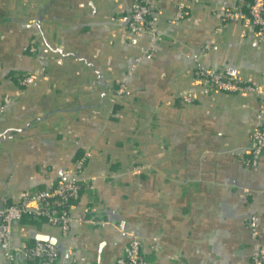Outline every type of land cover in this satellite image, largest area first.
I'll list each match as a JSON object with an SVG mask.
<instances>
[{"label":"crops","instance_id":"0c3cea01","mask_svg":"<svg viewBox=\"0 0 264 264\" xmlns=\"http://www.w3.org/2000/svg\"><path fill=\"white\" fill-rule=\"evenodd\" d=\"M134 1L0 0V209L87 157L69 233L27 215L0 264H111L132 235L142 264H253L264 247V153L246 162L261 99L194 82L199 62L264 90V34L221 16L249 0L188 1L182 18L180 0H143L155 35L131 36ZM19 73L38 77L22 89ZM36 241L58 260H26L19 249Z\"/></svg>","mask_w":264,"mask_h":264},{"label":"built area","instance_id":"2783aa9c","mask_svg":"<svg viewBox=\"0 0 264 264\" xmlns=\"http://www.w3.org/2000/svg\"><path fill=\"white\" fill-rule=\"evenodd\" d=\"M198 3L200 0H180L178 17L185 14L186 2ZM224 22L240 24L245 32L256 29L264 34V0H249L245 8L231 7L222 12ZM157 15L152 7L143 0H135L130 9L128 21V32L131 36H138L146 32L155 35ZM206 45L204 50H209ZM32 54L37 53V47L32 45L29 49ZM131 67L128 74H131ZM36 73H19L16 75L17 84L20 88L26 89L37 79ZM194 82L197 90L202 94H209L214 91L226 93H239L250 91L256 93L261 102L259 103L256 116L257 124L252 132V145L249 148L250 158L248 164L256 166L258 159L264 153V90L260 86L252 85L242 78L226 73L222 70L209 68L197 63L194 69ZM127 92L126 83H121L116 88V95L123 96ZM183 103H191L194 99L193 92H185L181 96ZM10 103L9 97H5L0 105L3 111ZM87 163V157L83 156L77 162V169L72 178L49 184L44 188L27 190L23 193L19 203L9 204L0 209V251L6 253L8 260H14V254L10 250L12 226L14 222L21 221L24 215L33 219L46 221L49 225L59 227L64 234L69 233L71 227V209L79 200L83 183L81 173ZM94 225H102L103 222L93 220ZM249 227L252 236L258 234L257 217L252 216L249 220ZM19 252L26 260H38L44 263H53L58 260L60 253L58 248L49 242L36 241L31 245L24 246ZM143 255L139 238L132 235L130 241L124 248L120 257L111 264H142ZM253 264H264V247L256 249L252 254Z\"/></svg>","mask_w":264,"mask_h":264},{"label":"trees","instance_id":"16d2710c","mask_svg":"<svg viewBox=\"0 0 264 264\" xmlns=\"http://www.w3.org/2000/svg\"><path fill=\"white\" fill-rule=\"evenodd\" d=\"M27 217V215H24L23 218ZM22 218V219H23ZM38 260H30V262L37 263Z\"/></svg>","mask_w":264,"mask_h":264}]
</instances>
